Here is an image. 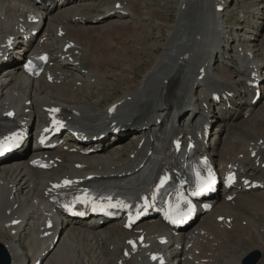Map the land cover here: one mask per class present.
Instances as JSON below:
<instances>
[{"label": "bare ground", "instance_id": "1", "mask_svg": "<svg viewBox=\"0 0 264 264\" xmlns=\"http://www.w3.org/2000/svg\"><path fill=\"white\" fill-rule=\"evenodd\" d=\"M93 1L74 0L66 7L56 9L54 5L52 10L44 12L30 0H0V42L19 18L27 12L39 11L46 22L44 33H51L53 37L49 49L60 50L65 43H75L82 48V56L77 61L87 71L83 75L66 61L57 62L56 69L66 70L70 76L64 84L55 86L42 79L28 80L16 71L14 63L9 64L3 70L4 74H0V120L2 113L9 109H16L22 118L43 121L44 109L63 108L80 113V116H71L73 132L91 139L107 132L100 126L106 123L109 108L119 104V113L111 123L117 121L135 130L140 128L156 137L160 131L157 129L159 117L164 121L173 110L179 121L190 110L197 116L204 110L202 103L208 101L211 92L233 91L236 98L232 101V109L221 112V108L227 105L223 103L210 111L221 122L206 151L217 165L238 164L239 170L244 171L243 177L255 178L257 172L264 175L261 167L264 152H258L259 167L257 159L250 157L252 151L264 145V103L261 104L264 96L251 115L245 118L248 100L242 89L247 90L244 81L249 77V64L234 52L233 43L237 40L231 37V0H175L172 22L166 13L168 9L147 11V0ZM256 1L261 2L262 9L257 4L252 11L264 17V0ZM125 12L131 16L124 15L123 19L100 25L110 14ZM147 17L157 19L154 23L163 41L147 44L152 39V34H147L143 25ZM242 18L247 22L245 13ZM246 26L239 29H246ZM61 31L64 35L59 38L57 34ZM238 35L241 36L238 48L245 56L255 46L250 42L256 43L257 39L253 35ZM259 42L254 49L255 64L263 73L264 83V39ZM187 55L184 60L183 56ZM144 56L150 60V65L142 63L141 57ZM138 58L141 60L137 61ZM214 59L222 62L220 73L211 68ZM201 67L206 68V74L202 81H198ZM140 70L144 73L139 77ZM78 82H81L80 86H77ZM233 111L239 112L237 118L229 117ZM176 128L184 133L189 126L180 121ZM222 133H225V139L220 138ZM137 136L134 134L124 142L131 145L132 140H139ZM149 146L147 143L141 150L131 151L142 157L138 164L123 153L111 151L93 157L65 154L64 163L52 172L31 170L29 160L23 156L0 164V243L12 263L27 264L24 252L30 242L25 239L21 245L19 235L28 229L21 226L7 229L5 226L12 220H29L32 225L49 185L60 182L67 174L85 177L89 172L75 169L77 163L86 165L88 170L97 174L131 171L147 157ZM216 146L220 147L219 151L212 152ZM263 214L264 190L240 192L234 204L218 200L210 214L185 235L177 237V244L193 245L187 253L178 251L174 243L151 247L147 253L161 255L171 264L178 263L183 257L192 258L188 264H204L205 261L206 264H242L251 252L264 253ZM220 218L222 223L218 222ZM230 219L233 223L229 230L225 221ZM136 229L142 230L152 242V235H161L162 227L158 222H144ZM12 230L17 234H11ZM34 231L32 225L30 240L34 238ZM136 236L118 224L87 229L81 224L70 223L62 230L60 239L43 264H118L125 260V241ZM125 264L151 263L142 254ZM259 264H264V255Z\"/></svg>", "mask_w": 264, "mask_h": 264}, {"label": "rangeland", "instance_id": "2", "mask_svg": "<svg viewBox=\"0 0 264 264\" xmlns=\"http://www.w3.org/2000/svg\"><path fill=\"white\" fill-rule=\"evenodd\" d=\"M97 1H100V0H95L93 2H97ZM147 3V11H152L153 9L155 10H163L165 11L166 9V13L168 14V17L170 18V22H172L174 19V12H175V6H176V1L175 0H147L146 1ZM152 4H151V3ZM154 2V3H153ZM104 3V2H103ZM174 3V4H173ZM98 4V3H97ZM259 4V8L262 9V5H261V2H258L256 0H231V5L229 7V11H230V15L232 17L231 19V32H233V30L235 29V26H236V30H238V32L240 31L239 30V27L242 28V27H245V25H248L246 26V29H242V32H239L240 34H242V36H247V35H253V37H255L257 39L256 43H253L254 41L250 42L252 43L254 46V48L257 47V44H259V40H261V38L264 39V17H260L256 14L253 13L252 11V7L254 5H257ZM150 6V7H149ZM152 6V8H151ZM156 7V8H155ZM152 9V10H151ZM165 9V10H164ZM117 10V9H116ZM244 12L245 13V16L247 18V22L244 21V18H242V15L239 16L240 13ZM114 14H117L119 15L118 13H114ZM113 18L111 15H109V17L105 18L100 25H104L108 22H112L114 19L112 20H109ZM151 18V19H150ZM147 17L146 20L144 21L143 25H144V29L145 31L147 32V34L151 33L152 34V39H149L147 41V44L148 45H152L153 43L157 44L158 42H160L162 39H161V36L160 34L158 33V30L159 28L155 25L157 19H154L152 17ZM237 18H240L238 21H237ZM154 19V20H153ZM106 20V21H105ZM117 20H120V19H117ZM243 21V22H242ZM155 22V23H154ZM146 23V24H145ZM239 23V24H238ZM255 23V24H254ZM153 25V26H152ZM254 26V27H253ZM147 27V28H146ZM149 28V30H148ZM151 30V31H150ZM156 31V32H155ZM254 32V33H253ZM253 33V34H252ZM159 34V35H158ZM257 35V36H256ZM231 37H232V34H231ZM241 37V36H240ZM163 41V40H162ZM157 42V43H156ZM163 44V43H161ZM160 44V46H161ZM253 48V47H252ZM144 54V52H143ZM142 59V63L144 62V64H151L150 60L148 58H146L145 56L144 57H141ZM140 58L137 59V61L141 60ZM215 60V59H214ZM213 60V61H214ZM212 61V62H213ZM217 60H215L213 62V68H216L215 66V62ZM212 64V63H211ZM221 66H222V62H221ZM222 68V67H221ZM221 72V71H220ZM218 72V73H220ZM144 73L143 70H140L139 72V77ZM114 84H116L117 82L116 81H113ZM124 87V86H123ZM119 89V88H118ZM120 90V89H119ZM112 92V91H110ZM118 94V93H117ZM108 103V102H106ZM264 103V100L261 101V104ZM220 124V123H219ZM219 126V125H218ZM217 128V127H216ZM216 132V131H215ZM221 139H225V133H222L221 136H220ZM220 147L216 146L214 147V150L212 152H216L217 149H219ZM123 154L126 156L127 155V152L124 151ZM263 219H264V214L262 215ZM261 217V218H262ZM262 219V220H263ZM259 221V219H258ZM60 239V238H59ZM21 242V245L23 244V241L22 239L19 240ZM19 242V243H20ZM22 247V246H21ZM23 249V248H22ZM252 253V252H251ZM251 255V254H250ZM249 254L245 257L248 258L250 256Z\"/></svg>", "mask_w": 264, "mask_h": 264}, {"label": "water", "instance_id": "3", "mask_svg": "<svg viewBox=\"0 0 264 264\" xmlns=\"http://www.w3.org/2000/svg\"><path fill=\"white\" fill-rule=\"evenodd\" d=\"M253 257V258H252ZM252 257L248 259V262L246 264H254L258 261L259 255L254 254ZM0 263L2 264H9V259L5 254V251L0 247Z\"/></svg>", "mask_w": 264, "mask_h": 264}, {"label": "snow or ice", "instance_id": "4", "mask_svg": "<svg viewBox=\"0 0 264 264\" xmlns=\"http://www.w3.org/2000/svg\"><path fill=\"white\" fill-rule=\"evenodd\" d=\"M53 112L58 111L57 109H53ZM229 179H232L231 177ZM65 183H68L67 181Z\"/></svg>", "mask_w": 264, "mask_h": 264}]
</instances>
